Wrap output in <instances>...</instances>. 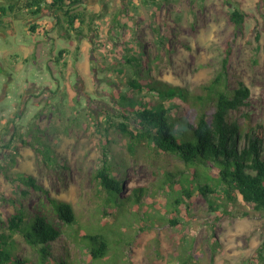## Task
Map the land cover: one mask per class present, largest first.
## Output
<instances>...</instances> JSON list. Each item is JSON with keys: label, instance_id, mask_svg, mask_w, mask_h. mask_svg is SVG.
<instances>
[{"label": "rangeland", "instance_id": "1", "mask_svg": "<svg viewBox=\"0 0 264 264\" xmlns=\"http://www.w3.org/2000/svg\"><path fill=\"white\" fill-rule=\"evenodd\" d=\"M7 7L0 0V211L14 209L10 197L22 201L19 178L29 175L76 213L77 222L51 244L55 258L72 264H264V251L258 252L263 212L227 203L222 194L211 196L210 205L195 192L189 212L182 205L180 222L172 226L174 207L166 206L170 194L160 186L169 172L177 179L187 171L184 163L118 128L126 121L120 94L154 97L130 86L136 68L141 79L199 92L220 72L227 47L230 87L242 81L251 90L250 104L230 117L264 128V0H82L71 9L78 15L72 27L62 12L34 15ZM235 9L246 16L241 29L229 19ZM103 165L123 181L107 205L95 179ZM140 187L147 189L141 199L147 206L125 198ZM25 203L31 211L47 200L32 191ZM211 206H219V215ZM103 226L111 248L91 261L77 236ZM17 253L36 260L22 241Z\"/></svg>", "mask_w": 264, "mask_h": 264}, {"label": "trees", "instance_id": "2", "mask_svg": "<svg viewBox=\"0 0 264 264\" xmlns=\"http://www.w3.org/2000/svg\"><path fill=\"white\" fill-rule=\"evenodd\" d=\"M5 2L10 12L28 10L34 15L62 12L68 26L72 27L78 15L71 14V9L80 0ZM4 14L5 10L0 9V17ZM245 17L235 9L229 19L241 29ZM231 54V47H227L220 72L201 85L199 92L150 81L149 78L141 79L136 68V77L130 79V86L140 94L146 89L145 95L152 94L154 97L145 100L142 96L128 93L119 96L122 114H126L123 115L126 121L118 126L119 130L145 139L159 152L174 155L187 169L180 171L177 179L169 172L161 182L160 187L170 194L166 206L174 207L168 216L172 226L180 222L178 218L182 205L185 206L183 212H189L195 192L210 205L213 204L211 196L219 197L222 194L227 203L240 201L253 212L264 213V128L262 125H242L230 117L233 111L249 105L251 99V90L242 81H237L236 87H230ZM130 126H134L135 131H130ZM19 179L24 185L20 189L22 201L19 203L10 197L8 202L14 209L0 211V264H72L63 258L53 257L50 250L51 244L63 234V229L77 222L72 205L51 197L49 191L32 176L24 175ZM95 179L106 192V205L118 197L123 189V181L116 179L105 165L95 173ZM32 191L46 198L47 205H37L30 211L25 200ZM146 191L143 187L135 188L125 198L129 202L147 206L141 201ZM211 210L218 214L219 206H211ZM120 214L126 218L124 213ZM243 214L248 215L246 212ZM106 228L103 226L100 232L77 236L78 241L89 250L88 258L91 261L104 258L111 248L112 242ZM20 241L35 251V261L18 255ZM263 251L264 242L258 249L259 255L262 256ZM262 259L264 261V256ZM245 264L254 263L249 261Z\"/></svg>", "mask_w": 264, "mask_h": 264}, {"label": "crops", "instance_id": "3", "mask_svg": "<svg viewBox=\"0 0 264 264\" xmlns=\"http://www.w3.org/2000/svg\"><path fill=\"white\" fill-rule=\"evenodd\" d=\"M18 75H22V74H20V71L18 72Z\"/></svg>", "mask_w": 264, "mask_h": 264}, {"label": "flooded vegetation", "instance_id": "4", "mask_svg": "<svg viewBox=\"0 0 264 264\" xmlns=\"http://www.w3.org/2000/svg\"><path fill=\"white\" fill-rule=\"evenodd\" d=\"M81 2H82V0H80V3H81ZM80 3H79V4H80ZM41 15H42V14H41Z\"/></svg>", "mask_w": 264, "mask_h": 264}]
</instances>
